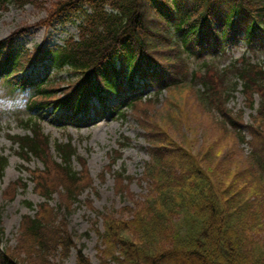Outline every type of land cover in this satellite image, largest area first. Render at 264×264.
<instances>
[{"label":"trees","instance_id":"16d2710c","mask_svg":"<svg viewBox=\"0 0 264 264\" xmlns=\"http://www.w3.org/2000/svg\"><path fill=\"white\" fill-rule=\"evenodd\" d=\"M13 1L18 6L26 3L39 5L33 0ZM61 15L81 19L77 40L69 39L56 50L45 49L38 60L50 59L53 68L68 65L75 70H85L87 86L76 85L71 96L81 94L83 90L86 97L97 93L98 89L113 93L117 91V83L121 84L118 79L122 74L129 80L136 74L157 79V74H149L150 69L168 74L166 78L170 79L163 86L166 89L173 87L176 91L175 87L180 82L170 81L177 82L179 78L176 72L185 61L183 54L190 48L199 49L204 41L211 40L217 32V25L223 28L221 33L224 38L240 30L246 42H251L253 34L264 28V0H54L43 23L50 24ZM4 45L1 42L0 51ZM22 56V51L13 47L4 58L0 55V60L10 64L11 72H16L23 61ZM238 77L243 80L245 91L255 90L259 93L254 123L258 122L257 126L264 129V68L241 64ZM206 89L212 91L213 87ZM212 96L213 99L203 91L198 99L205 105L216 107L221 104L223 108V94L216 91ZM147 102L151 105L149 100ZM149 112L154 115L152 106ZM225 116L229 117L225 110L220 111L222 125L226 122L230 126L233 122L238 125V116L230 115L233 117L231 120L224 119ZM141 126L145 128L150 144L145 180L149 187L147 203L149 208L153 206V210L147 209L148 206L145 208L144 203L137 204L138 208L133 213L141 214L136 220L143 221L140 234L145 235L130 238L119 237L126 228L119 219L112 214L99 213L103 225L101 237L105 243L107 239L110 242L105 249L108 263L99 264H110L111 259L117 260L114 252H117L118 259L121 256L124 264H264V249L252 247L245 229V224H251L253 220L259 223L262 217L260 213L264 215V199L242 202L232 195L228 206L222 208L214 185L197 165L196 157L177 143L171 144L174 145L172 148L166 147L164 140L169 130L143 120ZM258 131H251L258 139L247 157L262 180L264 136ZM232 132L236 134L234 130ZM17 142L25 154L41 157L44 151L49 152V143L39 137H23ZM54 147L60 161L55 162L49 155L42 158L45 172L40 177L39 186L45 196L59 193L65 212H68V208L78 201L86 184L82 182V176L73 170L75 149L69 143H55ZM4 167L5 160L0 157V170L3 171ZM124 178L130 180L129 177ZM173 213H182L181 221H176L174 228L167 227L166 216ZM55 214L48 211L45 220L51 215L49 219L53 224ZM62 219L52 226L46 225L40 215L35 219L24 216L19 231L22 233L18 234L17 238L20 239L15 249L18 254L24 255L25 263H20L6 249L0 250V264L45 263L48 258L42 254L49 251L50 254L54 253L58 246L67 252L72 246L71 236L62 227ZM114 245L117 251L112 250L111 246ZM75 262L92 264L81 249L77 250Z\"/></svg>","mask_w":264,"mask_h":264},{"label":"rangeland","instance_id":"374dc122","mask_svg":"<svg viewBox=\"0 0 264 264\" xmlns=\"http://www.w3.org/2000/svg\"><path fill=\"white\" fill-rule=\"evenodd\" d=\"M39 1H44L45 8H47L53 0ZM46 14V9H38L31 4L23 8L10 5L7 11H0V40L23 27L26 28L27 33L18 40L20 45L23 44L27 49L36 45H59L69 36L76 35L78 23L75 20L63 21L50 29L35 25L36 22L46 17ZM262 41L254 51H249L242 40L233 41L225 45L223 51H217L215 54L206 51L199 60L210 61L217 70L227 68L242 56L263 64L264 37ZM190 68L203 69L205 67H198L197 59L192 58ZM47 71L49 70L42 65L27 72H29L28 76L37 80L41 75H52V72ZM55 78L60 79L53 83V87H57L58 93L55 96L60 97L66 91V89L63 92L60 91L64 89L62 85L72 81L75 77L71 70H65ZM227 78L233 79L231 74H228ZM197 87L201 88V85L198 83ZM154 89L155 87L142 85L139 92L150 95L153 94ZM240 90V84L236 89L233 88L229 95L227 94L228 104L225 105L240 118L239 121H242L240 125H236L237 122L232 124V129L236 134L229 128L230 123L221 124L219 110L203 104L198 99L199 94L194 87H179L169 94L162 90L153 107L154 115L156 114L159 119L156 120V125H160L162 129L170 132L164 140V143H167L166 147L172 148L174 145L171 146V144L177 143L196 157L199 162L197 165L210 178L211 185H214L213 189L217 193L222 208L228 206L232 195L237 196V201L242 202L251 201L252 203V199L258 198V201L259 198L264 199V182L262 181L264 179H259L254 166L247 157L257 145L256 139H258L253 136L251 131L259 129L258 134L260 132L264 136V129L258 127V122L254 123L252 117L258 106L259 96H254L255 104L250 107L249 100ZM125 91L129 92L128 89ZM116 102L117 99L112 98L107 105ZM93 105L95 109L91 108L87 113L77 115L66 122L61 121L62 119L58 117L67 115L62 110L54 112L49 109L42 116L37 115L40 118L38 123L41 132L46 134L51 142L71 140L79 157L86 159V164H79L77 160H74L73 167L80 171L83 183H88V186L79 195L80 200L76 201L73 207H69L68 212H65L64 209L65 216L60 213L53 218V224L49 219L51 215L48 220L44 221L46 225L54 226L57 220L60 223L63 217L64 225L62 227L70 234L72 246L67 252L58 246L54 253L50 254V251L45 252L46 254L43 253L42 256H47L48 259L47 262L41 264H75V253L78 249L83 251L92 264L108 263L105 260V249L110 245V242L107 239L106 244L101 237L103 225L99 213L107 214V216L112 214L126 226L123 233L120 235L118 233L119 237L130 238L145 235L140 234L144 227L143 221L136 220L137 217H141V214L138 216L133 213L139 203L146 204L145 208L148 206L149 196L146 192L149 187L140 178L144 163L148 159L146 143L141 135V130L135 122V117L132 118L129 113L127 117H123L106 110L101 112L102 109H99L100 105L96 100ZM150 107L151 105L147 110ZM29 117V110L23 113L0 115V155L8 158L4 176L0 180V246L11 251L13 256L19 262L21 261L20 263H25V258L23 254L17 253L15 247L20 239L17 238L18 234L22 233L19 231L23 215L33 214L35 205L42 200L33 190V183L29 180L27 169L41 167V164L35 159L29 161L21 159L17 153V146L9 140L8 135L27 133L22 125V120ZM226 118L231 120L233 117L225 116L224 119ZM242 135L249 144L242 140L241 143L239 142L237 138ZM124 137H128L130 142L128 147L120 151V156L116 149L120 143L125 142ZM109 155L120 156L112 168L113 170H120L121 167L126 169V174L131 176L128 185L114 184L111 172H106L104 176L101 175L110 161ZM23 183H26V186H23ZM27 203H31L32 208H29ZM50 203L57 206V196L52 198ZM233 203H236L234 199ZM151 208L147 207L152 211L153 206ZM260 215L262 217L259 218V223L253 220V223L245 224L248 239L252 241V247L254 246L256 249L259 246V250L264 249V215L261 213ZM182 216V213L167 215V227H176V221H181ZM244 220H247L246 216ZM253 226L254 228H252ZM130 229H133L131 231L136 234L130 232ZM111 247L114 251L118 250L115 245ZM113 255H116L117 260L111 259L110 264H124L121 256L118 259L117 252H114Z\"/></svg>","mask_w":264,"mask_h":264},{"label":"clouds","instance_id":"9594fccd","mask_svg":"<svg viewBox=\"0 0 264 264\" xmlns=\"http://www.w3.org/2000/svg\"><path fill=\"white\" fill-rule=\"evenodd\" d=\"M33 91L20 89L12 91L7 83L0 80V115L23 113L29 109Z\"/></svg>","mask_w":264,"mask_h":264}]
</instances>
